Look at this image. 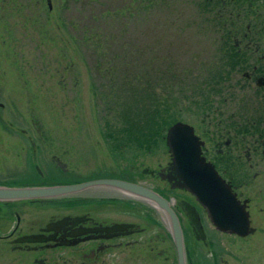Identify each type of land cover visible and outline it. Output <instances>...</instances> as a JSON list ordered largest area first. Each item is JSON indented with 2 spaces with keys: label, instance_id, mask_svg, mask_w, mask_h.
I'll return each instance as SVG.
<instances>
[{
  "label": "rangeland",
  "instance_id": "1",
  "mask_svg": "<svg viewBox=\"0 0 264 264\" xmlns=\"http://www.w3.org/2000/svg\"><path fill=\"white\" fill-rule=\"evenodd\" d=\"M220 1L52 0L51 24L42 12L45 0L0 2V184L77 183L98 177L141 182L178 210L189 257H213L216 245L209 249L196 239L180 209L179 201H192L191 194L170 189L151 174L169 160L165 141L149 138L140 145L130 138L119 154H112L110 146L124 124L120 107L126 100L117 86L142 83L148 70H153L147 79L159 100L171 96V119L192 122L198 132L216 109L236 108L222 85L225 52L236 25L222 9L232 5ZM107 96L119 107L118 114ZM99 187L50 201L14 203L24 205L19 210L25 219L44 221L91 209L89 197L123 195L129 204L107 198L93 207L103 211L100 215L117 212L114 218L147 226L143 240L156 243L160 251L171 243V264H177L162 210L115 188ZM1 222L2 230L10 228ZM203 224L216 244L218 233L204 214ZM127 257L133 264L131 258L139 256Z\"/></svg>",
  "mask_w": 264,
  "mask_h": 264
},
{
  "label": "flooded vegetation",
  "instance_id": "2",
  "mask_svg": "<svg viewBox=\"0 0 264 264\" xmlns=\"http://www.w3.org/2000/svg\"><path fill=\"white\" fill-rule=\"evenodd\" d=\"M228 1L231 9H222L230 10L236 28L230 50L225 52L228 64L222 85L230 90L227 95L236 108L230 112L216 109L217 114L202 124L199 132L195 124L187 123L203 141L202 155L214 165L246 211L249 226L244 235L214 227L218 233L214 244L204 231V208L192 195L194 201H179L195 238L209 249L216 245L211 258L194 259L185 250L186 264H264V0H222L221 4ZM169 160L151 174H165ZM163 181L170 188L169 182ZM107 198L89 197L91 209L51 215L44 221L24 218L19 208L24 206L21 203L30 204L27 201L0 202V206L5 203L9 208L0 209V223L11 224L5 231L0 228V264H128L129 254L139 256L131 258L136 261L133 264H171V243L167 250L160 251L156 243L144 241L147 226L120 216L114 218L117 212L100 215L103 211L94 208L93 203ZM108 199L113 204L127 202L123 195ZM191 209L197 214V223ZM115 259L117 263H113Z\"/></svg>",
  "mask_w": 264,
  "mask_h": 264
},
{
  "label": "water",
  "instance_id": "3",
  "mask_svg": "<svg viewBox=\"0 0 264 264\" xmlns=\"http://www.w3.org/2000/svg\"><path fill=\"white\" fill-rule=\"evenodd\" d=\"M45 3L48 11H51L52 0H45ZM164 139L170 160L167 172L160 174V178L167 180L170 188L181 189L191 194L204 208L207 218L215 228L230 233L246 234L249 226L248 215L231 187L218 174L214 165L202 155L203 141L194 132L193 126L185 121L176 120L167 127ZM99 186L115 188L125 194L147 200L162 210L168 220L176 263L186 264L182 227L171 201L141 182L116 177H98L77 183L0 184V202H44ZM191 211L195 217L193 221L197 223V214L192 209Z\"/></svg>",
  "mask_w": 264,
  "mask_h": 264
},
{
  "label": "trees",
  "instance_id": "4",
  "mask_svg": "<svg viewBox=\"0 0 264 264\" xmlns=\"http://www.w3.org/2000/svg\"><path fill=\"white\" fill-rule=\"evenodd\" d=\"M42 12L46 17V21L48 20L47 23L51 24L52 10L48 11V9L46 8L42 10ZM229 12H226L225 15L230 18L231 16ZM56 30L57 31L55 35L59 36V31L58 29ZM110 65L113 66V64ZM152 71L148 70V72L144 74V70V77L146 75L148 77L149 73H151ZM147 77L143 79L142 83L140 82L136 84H129V82H126L128 84L127 88L124 87L122 83L119 85L120 87L117 86L118 92L120 91L119 96L122 93L120 97L121 99H125L126 101L124 103H121L120 107V115L124 120L123 126L120 127V131L122 134L117 135L118 137H111L110 147L112 154H119L120 152L122 153L121 149L123 148V146H125V142L130 140V138H132L133 141L137 140L140 145L147 143L149 141V138L157 140L158 142L165 141L163 136L164 127L171 124L174 120L171 119V96L167 94L166 98L164 96L165 99H163V101H160L157 93L155 92V86L152 85L151 80L147 79ZM151 79L156 80L154 78ZM114 96L116 97V95ZM107 99H109L108 96L106 97V100ZM110 102L107 103L112 106V111L114 113L117 112L118 114L119 107L115 104L114 100L111 99ZM133 115L137 116L138 118H132ZM161 123L162 125L160 126ZM147 133L150 135L148 136ZM4 204L0 206V209H6V211H8L9 208Z\"/></svg>",
  "mask_w": 264,
  "mask_h": 264
},
{
  "label": "bare ground",
  "instance_id": "5",
  "mask_svg": "<svg viewBox=\"0 0 264 264\" xmlns=\"http://www.w3.org/2000/svg\"><path fill=\"white\" fill-rule=\"evenodd\" d=\"M22 1V0H21ZM146 185V184H145ZM100 188V187H99ZM99 188H98V190H99ZM171 199V198H170ZM128 203V202H127ZM129 204V203H128ZM176 211V210H175ZM176 213H177V211H176ZM177 215H178V213H177ZM178 217H179V215H178ZM179 220H180V223H181V219H180V217H179ZM184 229V228H183ZM188 230V229H187Z\"/></svg>",
  "mask_w": 264,
  "mask_h": 264
}]
</instances>
